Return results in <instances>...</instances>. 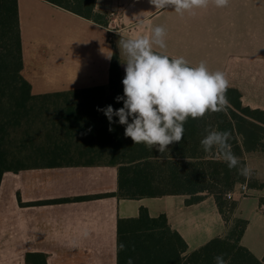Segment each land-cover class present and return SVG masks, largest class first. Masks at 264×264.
<instances>
[{"label": "crops", "instance_id": "1", "mask_svg": "<svg viewBox=\"0 0 264 264\" xmlns=\"http://www.w3.org/2000/svg\"><path fill=\"white\" fill-rule=\"evenodd\" d=\"M24 65L22 74L34 96L108 87L113 55L127 57L120 40L166 30V49L190 66L205 62L223 72L245 106L264 111V0H229L227 6L177 13L156 9L150 0H96L95 12L106 24L77 15L46 0H18ZM87 138L77 153L87 149ZM252 170L245 194L232 198L234 217L248 222L241 243L264 257V152L246 155ZM257 183V186L251 184ZM239 185V184H238ZM239 188V186L237 187ZM126 198L120 195L119 167L68 162L6 171L0 183V264H27V255L43 254L47 264H118V221L166 215L189 251L228 236L216 198L203 193Z\"/></svg>", "mask_w": 264, "mask_h": 264}, {"label": "trees", "instance_id": "2", "mask_svg": "<svg viewBox=\"0 0 264 264\" xmlns=\"http://www.w3.org/2000/svg\"><path fill=\"white\" fill-rule=\"evenodd\" d=\"M98 23L105 18L95 12L96 0H46ZM18 0H0V183L6 171L36 165H61L70 161L26 164L34 157L76 155L87 138V149L79 153L119 167L120 195L126 198L189 195L188 204L202 200L203 193L216 198L226 222H234L228 236L216 237L190 252L184 238L171 228L166 215L151 217L142 208L137 218L118 221V264H215L223 255L229 264H264L241 243L248 222L235 218L236 203L227 192L252 178L239 174L247 166L246 155L264 152V111L245 106L241 93L228 88V105L208 111L201 118L189 117L183 139L160 153L126 137L125 125L102 111L111 105L123 107L126 64L113 55L110 84L80 91L34 96L22 74L24 59ZM131 122V121H130ZM111 129V130H110ZM227 131L231 151L239 158L238 168H229L221 152H205L201 140L209 131ZM87 152V153H85ZM110 157L109 159H103ZM257 186V183H252ZM264 203V200H262ZM229 213L230 215H228ZM124 247L121 248L120 246ZM27 264H47L43 254L27 255Z\"/></svg>", "mask_w": 264, "mask_h": 264}, {"label": "clouds", "instance_id": "3", "mask_svg": "<svg viewBox=\"0 0 264 264\" xmlns=\"http://www.w3.org/2000/svg\"><path fill=\"white\" fill-rule=\"evenodd\" d=\"M150 2L156 9L171 7L183 14L194 8L207 7L210 0ZM211 2L217 7H225L229 0ZM165 36V28L156 26L149 35L119 41V48L127 57L122 81L124 94L116 98L118 102L123 101V107L113 109L109 105L102 110L110 123L117 117V122L126 126L124 135L134 144L144 143L160 153L183 139L184 124L189 117L201 118L208 111L223 110L229 103L226 97L229 82L223 72H211L203 61L193 67L184 57L170 58L164 52L155 51V48L166 49ZM229 138V132L213 130L201 140V145L205 152L217 148L230 169L238 168L240 161L231 151ZM238 171L245 178L252 173L248 166ZM128 264H132L131 259ZM215 264H229V261L220 255L215 257Z\"/></svg>", "mask_w": 264, "mask_h": 264}, {"label": "rangeland", "instance_id": "4", "mask_svg": "<svg viewBox=\"0 0 264 264\" xmlns=\"http://www.w3.org/2000/svg\"><path fill=\"white\" fill-rule=\"evenodd\" d=\"M263 152V151H262ZM87 153V152H85ZM109 159L110 157H104L103 159ZM100 159L102 158H92V156L87 155V154H82V153H76V155H71V156H66V157H58L56 158L53 155H46L42 157H34L33 159L29 160L26 162V164H41V163H46L48 161H70V162H86V161H101ZM226 197V195H225ZM227 198V197H226ZM230 215L229 213H227ZM234 225V222L232 221V226Z\"/></svg>", "mask_w": 264, "mask_h": 264}, {"label": "built area", "instance_id": "5", "mask_svg": "<svg viewBox=\"0 0 264 264\" xmlns=\"http://www.w3.org/2000/svg\"><path fill=\"white\" fill-rule=\"evenodd\" d=\"M238 186H239V188H237ZM237 189L240 190L239 191L240 193L245 194L248 190V185H247V183H241V184L237 185L233 190L226 193V197L232 199L234 197V195L236 194Z\"/></svg>", "mask_w": 264, "mask_h": 264}]
</instances>
